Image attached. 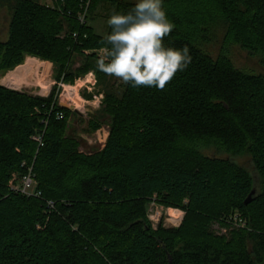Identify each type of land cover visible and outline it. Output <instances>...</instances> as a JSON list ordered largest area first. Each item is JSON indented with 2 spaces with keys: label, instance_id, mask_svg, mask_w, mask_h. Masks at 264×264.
Instances as JSON below:
<instances>
[{
  "label": "trees",
  "instance_id": "trees-1",
  "mask_svg": "<svg viewBox=\"0 0 264 264\" xmlns=\"http://www.w3.org/2000/svg\"><path fill=\"white\" fill-rule=\"evenodd\" d=\"M52 1L16 0L0 72L26 55L50 61L66 83L94 70L106 90L92 115L110 118L109 136L85 153L66 135L78 113L56 104V88L43 97L0 84V264H264V74L230 57L239 46L264 66V0H164L175 25L164 43L187 46L191 63L163 90L124 82L117 92L97 69L111 29L101 35L91 22L134 0ZM243 156L254 170L235 161ZM29 168L40 197L9 187ZM154 202L184 210L180 227L155 228ZM230 216L239 227L223 221Z\"/></svg>",
  "mask_w": 264,
  "mask_h": 264
},
{
  "label": "rangeland",
  "instance_id": "rangeland-1",
  "mask_svg": "<svg viewBox=\"0 0 264 264\" xmlns=\"http://www.w3.org/2000/svg\"><path fill=\"white\" fill-rule=\"evenodd\" d=\"M34 1L46 4L47 6L54 5L52 0ZM15 3L16 0H0V41H7L9 38V26L13 16ZM107 20L105 11L99 9L97 17L91 22V24L99 34L106 35L109 27ZM221 46L222 39L220 38L216 40L213 48H209V51L215 55L221 49ZM98 54L100 56V51ZM230 57L238 68L249 73L264 74V66L261 64L260 59L257 56L251 55L241 47L232 46L230 49ZM29 58L37 61L34 63L31 62L28 66L26 64ZM75 58L77 61L76 66H79L82 63L83 58L80 56ZM39 63L42 65L40 64V66L37 67L36 65ZM54 68V65L48 60L26 55L25 59L19 65L8 69L5 72H0V84L21 93L43 97L51 95L56 88L55 102L58 106L66 107L74 112H77L78 108L81 110L85 109L84 114H79L77 112L78 115L70 116L66 135L79 139L81 143L80 150L85 153H93L101 150L109 136L110 118L107 117L105 119L99 116L98 120H96L93 117L92 112H88L87 109L90 108L93 112H101L105 106L106 87L100 83L97 73L94 70L89 71L74 81L80 82L88 79V77L93 80L90 84L79 83L76 104H68L65 100H62L63 105H61L60 97L70 91V85L74 84V82L66 83L65 81H58L54 73ZM12 82H14V84ZM123 84L124 81L120 78L115 76L110 77L109 86L115 92L121 91ZM36 111L38 112L39 109ZM96 121H99L100 124L102 123L100 128L96 129L94 126L88 128L91 122L93 123ZM235 161L254 170L250 156L237 157L235 158ZM235 215L238 216V214ZM148 217L152 220L157 229L160 226L164 228H178L184 220L185 211L177 207H164L158 203L155 204L154 202V204H151L148 209ZM175 217H182L181 222L178 225L177 222H175ZM223 221L231 226V229L237 228L240 225L239 222H237V217L235 219L231 216L226 217ZM227 228L228 227L226 226H221L219 223H215L212 226V230L217 235H227Z\"/></svg>",
  "mask_w": 264,
  "mask_h": 264
},
{
  "label": "clouds",
  "instance_id": "clouds-1",
  "mask_svg": "<svg viewBox=\"0 0 264 264\" xmlns=\"http://www.w3.org/2000/svg\"><path fill=\"white\" fill-rule=\"evenodd\" d=\"M110 32L100 49L97 69L120 78L132 87L163 90L192 61L189 48L171 47L165 37L174 30L164 0H134L126 12H113Z\"/></svg>",
  "mask_w": 264,
  "mask_h": 264
},
{
  "label": "built area",
  "instance_id": "built-area-1",
  "mask_svg": "<svg viewBox=\"0 0 264 264\" xmlns=\"http://www.w3.org/2000/svg\"><path fill=\"white\" fill-rule=\"evenodd\" d=\"M86 13H87V9H85V11L80 14L79 20L81 23H85L86 15H87ZM92 81H93L92 78L88 77V79H85L83 81L74 82V84L70 85V91H68L63 96L61 95L62 97H60L61 98L60 104L63 105L62 100H65V102H67L68 104H76V99H77L76 97L78 96L79 83L90 84V82H92ZM87 85H85V86H87ZM77 111H79L82 114L85 113V109L81 110L80 108H78ZM57 117H58V119H62V118H64V114L62 112H58ZM32 139L38 143L39 147L44 145L43 135L37 134V135L33 136ZM9 187L12 191L19 192V193L26 195V196H35V197L41 196V192L38 191L36 188V181H35V178H34V175L32 172V168H29L27 173L24 175H21V176H18L16 174L13 175L12 179L10 180ZM48 206L50 209H54L55 204H54V202L49 201ZM181 218L175 217V222H177V225L181 222ZM150 221L152 222L151 219H150ZM152 224H153V222H152ZM153 226L155 227L154 224H153Z\"/></svg>",
  "mask_w": 264,
  "mask_h": 264
},
{
  "label": "crops",
  "instance_id": "crops-1",
  "mask_svg": "<svg viewBox=\"0 0 264 264\" xmlns=\"http://www.w3.org/2000/svg\"><path fill=\"white\" fill-rule=\"evenodd\" d=\"M36 61H37V60H35V59L29 58V59H28V61H27V63H28V66H29V64H30L31 62H33V63H34V62H36ZM40 64H41V63L37 64L36 66H37V67H39V66H40ZM41 65H42V64H41ZM28 66H27V67H28ZM12 83L14 84V82H12Z\"/></svg>",
  "mask_w": 264,
  "mask_h": 264
},
{
  "label": "water",
  "instance_id": "water-1",
  "mask_svg": "<svg viewBox=\"0 0 264 264\" xmlns=\"http://www.w3.org/2000/svg\"><path fill=\"white\" fill-rule=\"evenodd\" d=\"M87 111L93 113V110L90 109V108H88ZM77 112H78L79 114H82V113H80L79 111H77ZM251 196H252V195H250V196L248 197V199L246 200V203H248V202L251 200Z\"/></svg>",
  "mask_w": 264,
  "mask_h": 264
},
{
  "label": "bare ground",
  "instance_id": "bare-ground-1",
  "mask_svg": "<svg viewBox=\"0 0 264 264\" xmlns=\"http://www.w3.org/2000/svg\"><path fill=\"white\" fill-rule=\"evenodd\" d=\"M26 65H28V63Z\"/></svg>",
  "mask_w": 264,
  "mask_h": 264
}]
</instances>
